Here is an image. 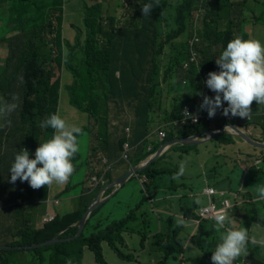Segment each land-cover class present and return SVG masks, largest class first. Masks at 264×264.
Returning a JSON list of instances; mask_svg holds the SVG:
<instances>
[{"label": "trees", "instance_id": "trees-1", "mask_svg": "<svg viewBox=\"0 0 264 264\" xmlns=\"http://www.w3.org/2000/svg\"><path fill=\"white\" fill-rule=\"evenodd\" d=\"M11 1L0 0V22H3L0 23V45H4L6 50V56L0 63V100H10L13 93H18L21 105L10 117L11 126L3 127L0 131V186L4 194L13 196L16 200L24 202L26 196L24 189L17 186L16 182H9L8 170L14 161V156L22 145L39 140V125L47 117L56 114L59 96L62 93L65 94V91H67L69 103L79 112L85 113L87 119L92 122V125L85 120L77 123V127H80L83 132V135L78 137L79 142L82 138L92 137L93 134L94 136L100 134L103 137L112 136L103 148L105 153L103 157L112 163L110 170L103 173L101 162L98 161V165L91 172L102 178L103 185L110 184L117 177L116 169L123 164L119 160V155L124 141L127 140L136 148L129 160L131 167L149 155L145 151L144 138L154 118H157L158 112L163 111L162 123H168L182 119L184 105L190 102L196 103L197 97L214 96L209 89L204 91L200 89L202 83L200 74L203 72H199V67L205 64L209 67V72H212L213 54H208V48L189 44L190 29L194 24L190 20L192 10H187L186 6L183 7L186 3L202 0H173L174 3H171L173 8L167 13L159 10L164 1L159 0V7L154 8L149 18L140 14L139 4L122 3L123 16L120 15L119 19L103 15L99 3L103 0H95L96 2L92 5L83 7L81 27L76 28L73 41L63 38L65 33L62 24L65 23L63 14L70 0H39L38 2L14 0L17 2L16 6L11 4ZM146 1L141 0L140 3ZM229 2L230 0H215L219 16L218 23H233L226 8ZM18 7L20 9H17ZM132 19H135V23L127 22ZM262 21L264 23V12ZM70 27L74 26L70 24ZM231 34L232 29L228 24L225 30L221 31L218 28L216 37L219 39L221 35H225L221 41L227 44L234 39ZM209 38L206 36V40ZM192 53L196 54L193 60ZM185 62L187 66L183 67ZM62 69L67 72L65 75H70L72 78L69 84L62 83V76H64ZM116 71L119 72V76L115 75ZM142 72H148V75L140 79ZM21 74L24 77L22 85L17 80ZM205 75L207 77V74ZM135 93L141 94L146 99L135 101L133 115L117 114L115 116L122 119L124 130L129 127L128 139L123 129L116 135L117 132L109 128L114 117H111L107 111L111 107L114 109L120 106L123 101H134L130 98H119ZM126 104L130 106V103ZM226 106L225 103L224 107ZM219 111L222 109L217 110ZM261 117L263 120L260 129H262L261 137L264 141V113ZM206 129L205 123L182 129H171L167 133L166 141L176 136L188 138L203 133ZM46 131H49L50 137V130L46 129ZM221 135L226 136L227 139H219ZM221 135L214 140L225 145L234 143L230 139V134ZM194 148L195 145L178 144L170 150L180 153L182 157L190 155ZM9 151H11V159L8 162ZM77 157L76 155L75 159ZM177 161L173 156L165 153L127 181L138 182V178H147L144 185L146 193L139 188L141 197L137 204L152 190L160 188L171 190L172 196L180 195V199L189 198L185 191L178 189L175 184L176 179H173L178 169ZM77 171L78 168L72 176H75ZM19 182L25 185L26 189V184L20 180ZM78 185L81 187L82 181H79ZM75 188L76 185L71 184L56 195L57 197L67 195ZM230 189L235 188L230 187ZM189 190L193 192V184H190ZM79 191L78 205L70 214L56 215L51 222L39 224L37 228L30 225L28 217H22L18 221L14 219L15 233L11 237L16 238L17 241L8 245H33L51 239L55 235L58 239L61 236L58 231L66 228L70 237L75 235L77 226L73 225L81 218L88 205L85 190ZM198 207L196 203L189 207L188 202L186 207H182V216H185L187 220L196 218L195 210ZM138 209L131 208L125 218L114 221L103 229H101L102 220L96 222L94 219L93 224L87 226V219L80 235L73 238L74 244L70 249L65 242H56L32 249L34 258L38 264L42 260H46L48 264H57L55 260L57 256L66 262L71 261V264H77L82 259L83 253L89 251L96 264H108L102 251V244H105L120 259L132 262L135 259L134 255L124 252L126 235H139L140 246L145 247L149 236L153 233V225L156 221L162 226L161 230L153 235L155 240L158 236L161 238L156 242L162 245V263L172 258L176 264L189 262L212 264L211 254L220 242V232L214 229V221H201L195 233L188 237L187 243L185 239L177 238L184 228L181 224H177L173 217L160 216L158 219L153 211H150L153 215L151 220L144 215L142 223L128 228L129 223L139 220L135 214ZM99 211V207L94 209L89 217ZM162 220L165 222L162 223ZM183 222L187 223L185 220ZM34 224L37 225L35 221ZM89 228L97 232L92 231L90 235L84 236L85 230ZM166 233H170V239L167 241L164 240ZM3 252L6 251L0 250V264H8V260L2 255ZM195 252L196 255L193 257ZM181 254L186 256L184 260L180 259ZM252 264H264L262 251L256 252Z\"/></svg>", "mask_w": 264, "mask_h": 264}, {"label": "rangeland", "instance_id": "rangeland-1", "mask_svg": "<svg viewBox=\"0 0 264 264\" xmlns=\"http://www.w3.org/2000/svg\"><path fill=\"white\" fill-rule=\"evenodd\" d=\"M31 1V0H29ZM32 1H36L38 2L39 0H32ZM126 1V0H103L100 1V7L102 10L103 15H109V16H113L116 18H121L120 15L123 16V9H122V3ZM95 0H70L68 5L66 6V11L64 12V18H65V23H62L63 29H64V34H63V38L66 40H70L73 41V36L75 34L76 28L77 27H81V23H82V17H83V7L84 6H90L93 3H95ZM13 5H17V2L12 0L10 2ZM171 3H174L173 0H164L161 4L160 7V11H166L169 12L173 6ZM186 6L187 10H192L191 15H190V20L192 23H194L190 29V40H189V44L190 45H197V47L201 46L203 48H208V54L212 55L213 54V58H212V65H213V70L212 72H218L219 68L215 63V60L218 58L219 54L222 52V50H224L227 46V44L223 43L221 40L224 39V37L221 35L219 37V39H217L216 34L218 31V28L222 31L225 30L227 25L229 24L231 29H232V35L234 38L236 37H240L242 39H256L259 40L261 42L262 45H264V23L262 21V16H263V12H264V0H230V2L226 5L227 10L230 13V19L233 23H218L219 21V16L217 14L216 11V7H215V0H202L201 2H190V3H186V5H184L183 7ZM17 9H20L19 7ZM133 15H134V10H133ZM128 23H135V19H132L131 21H128ZM3 23V22H0ZM70 24H72L74 27H70ZM206 36H209L210 38L208 40H206ZM209 42L211 43V47L209 48ZM6 56V50L4 48V45H0V63L3 60V58ZM63 70V74L64 76H62V83L63 84H69L72 81V78L70 75H65L67 72H65L64 69ZM209 67L207 66V64H205L203 67H199V72H203L200 74V77L202 79V83H201V87L200 89L202 91L208 89L205 86V80L207 79L205 74L209 73ZM65 86V85H64ZM67 91H65L66 94ZM65 94H61L59 96L58 99V105H57V114L66 121V123L69 126H77L78 122H81L83 120L88 121V123L90 125H92V122H90L87 119V116L85 113H81L79 112L75 107H73L68 100V95L66 96ZM157 94V93H156ZM213 95H215L212 92ZM196 100L198 101H202L201 97H197ZM114 109L118 112H123L127 109L126 105H120L118 107H114ZM251 115L248 119H243V121L245 123H247L246 125L250 124L252 125V122L256 123V127L257 129H259L260 131H262V129H260V124L262 123V117L261 114L264 113V105H257L255 102H253L252 106H251ZM217 114V112H216ZM222 114V111H221ZM111 117H114V120L112 122V124L109 126L110 129L115 130L116 132H121V129H123L124 131V127H123V121L121 118H116L115 117V113L112 111L111 113ZM223 120L225 122H227L228 124L230 123H237L239 120V117H233V119L231 120L232 122H229L227 120V117L222 116ZM87 119V120H86ZM1 123V121H0ZM239 124V122L237 123V125ZM224 126V125H223ZM220 129V128H219ZM219 129H216L214 131H218ZM248 130L250 128H247ZM3 130V127H0V131ZM50 132H52L53 134V130L49 129ZM5 134V133H3ZM39 141L37 142V145L33 148L31 146V144L28 145H22L20 147V149L18 151H20L21 149H26L29 151L30 156L34 155L36 148L39 146L40 143L45 142L46 140L50 139L49 137V131H46L44 128H41L39 125ZM32 138V137H31ZM90 138V145H89V139L88 138H82L81 142H80V150L79 152L76 154L78 157L74 160L73 164L74 167L78 168L80 171L77 172V174L74 176V179L71 181V184L76 185V188L74 190H72L71 192H69L67 195L64 196H58V200L56 202V199H54V203H58L57 206H55V210L59 213L62 214L64 210H67V213L72 212V208L76 205L77 203V198L80 195V186L78 185V180H80L82 177H86L89 173H91L92 171H94V166H88L89 163V153H90V149L91 147H95L98 144V139L96 137H94V134L92 137ZM219 139H227L226 136L221 135L220 137H218ZM232 141H235L236 137L231 136L230 138ZM244 141V140H243ZM238 142H241L238 141ZM245 142V141H244ZM247 143V142H245ZM233 144V143H232ZM238 146H243L238 144ZM245 147V146H243ZM200 151L201 154H205L207 152L212 151L213 154H215L216 158L219 160V162L224 160V156L223 154L221 155H216L217 152H220L221 148L219 146H215V144H211L209 147H204L201 145H195V148L191 151V154L196 153V151ZM105 154L101 149H97L95 151V153L93 154L91 152L92 156H95L97 154ZM241 153L242 154H246L245 151L243 149H241ZM260 153H263L264 155V151H261ZM9 158L7 159V161L9 162L11 159V151H9ZM193 160L195 161V163H198L199 158L197 156H193ZM237 162L239 164L240 160L238 158H236ZM239 164L234 163V162H229V167H233L234 165L239 166ZM247 163H243L241 164V167H243V171L244 168L246 167ZM240 168L234 170L233 174H230L229 181L230 184L233 186L232 188H235V183H239L241 181L242 178V174L243 172L240 171ZM10 169V168H9ZM191 172L193 173V177H194V190H193V195L192 198H186L189 200H196L201 198L203 189L205 188V184L203 183L201 177L199 175H196L195 173L198 171V169L196 168L195 165H192L190 168ZM85 171V173H84ZM8 177H11V173L8 170ZM83 178L81 180H83ZM234 179V181H233ZM180 181V179H178ZM244 180V178H243ZM249 178H247V176L245 177V182H248ZM262 178L259 177L257 178V182L261 181ZM134 180L127 182L121 189L118 190L117 195H115L114 197H112L108 202H105L101 205L100 207V212L97 214H94V216L89 217L88 218V224L87 226H91L93 224V221L95 219L96 222H99L102 220L101 222V229L109 226L112 222L117 221V220H121L123 218H125L126 214H127V210L126 208L123 206L122 203H117L115 204V200L118 198H122V199H126L129 200L128 201V209H138L136 211V215L137 217H139V220L134 222V223H129L128 224V228H133L135 225L140 224L143 222L144 219V215H146L145 217L148 220H151L153 218L152 213H150V211H153V209L155 208L154 205L152 204V201H156L155 197L159 194V190H152L149 194H147L143 200H141L138 204L137 201L138 199L141 197V191L139 188H141L143 191V187L142 185H140L138 182L134 183ZM184 182V180H183ZM251 182H253V179L251 180ZM26 184V189H25V185H23L22 183L19 182V179L16 181L17 186H19L20 188L24 189V195L26 197H29L30 200L36 203V199L38 198V196L40 195L42 188L38 189V192H36V190H33L29 184L25 181L24 182ZM190 184V183H189ZM53 185V184H52ZM67 186V185H66ZM44 191H46V195L49 192V186H47V189ZM99 191V189L96 191V193L94 194V196L97 194V192ZM60 191H58L57 193H59ZM145 192V191H144ZM146 193V192H145ZM0 194L3 196L2 200L0 202V206L3 207V209H0V214H4V215H8L12 218H16L15 221H18L20 219H22V217H24V212L23 209L27 208V202L24 200H16L13 196H8L7 194H4V191L2 189V187L0 186ZM147 201L146 200H149ZM204 200V199H202ZM53 202V201H52ZM146 202V203H145ZM145 203V204H144ZM143 204V205H142ZM206 204V202H201V205ZM49 203H47V208H48ZM44 207L45 204H42L38 210H40L41 212L44 211ZM51 207H53V205H51ZM263 207H261L262 210ZM92 214V215H93ZM252 216H257L259 219H261V213L257 212L255 213H251ZM183 221V219H182ZM165 221L162 220V223H164ZM253 224V226H255L256 230H260L261 228H263L264 230V225L262 223H259V225L257 226L255 223H252L251 220L249 218H245V220L243 221L244 225L247 224ZM184 225V223H183ZM185 229H189L190 226L187 225L185 226ZM261 227V228H260ZM193 227L190 228L188 230V232L186 233H180L177 235L178 239H185V241L188 243L187 239L188 237L191 235V231H192ZM64 230V229H63ZM62 231V230H61ZM58 231V232H61ZM86 233H84V236L90 235L91 232L93 231V233H96V230H92L91 228H89V230H85ZM57 232V233H58ZM264 234V231H263ZM64 235V236H63ZM75 237V235H73L72 237H70V233L68 231L66 232H62L60 238L57 239V243H61V242H65L66 246L70 249L74 242H73V238ZM135 242L134 245L131 246L128 250L125 248L124 252L126 254H129L131 252H137L141 254V247H140V236L135 234ZM150 238V236H149ZM148 238V239H149ZM160 236H158L156 238L157 241H160ZM168 239H170V233H166L164 240L167 241ZM9 248H14V245L12 246H8ZM3 257L5 259L8 260V264H38V261L34 258V254L31 250H17L15 252H11V251H6L2 253ZM89 255H91L89 253ZM196 255V252L193 253V257ZM155 257L158 261L159 264H166V263H162V254L160 252H157L155 254ZM83 258V257H82ZM186 258V256H184V259ZM104 259L106 260V262L108 264H128L126 261L120 259L116 254H114L110 248L108 246H106L105 248V253H104ZM56 263L57 264H68V262H66V260L64 259H59V257L57 256L55 258ZM40 264H48V262L46 260H42L39 261ZM77 264H92L90 262H88L86 259H81ZM167 264H176V262L172 259L169 258ZM188 264H193L192 262H189Z\"/></svg>", "mask_w": 264, "mask_h": 264}, {"label": "clouds", "instance_id": "clouds-1", "mask_svg": "<svg viewBox=\"0 0 264 264\" xmlns=\"http://www.w3.org/2000/svg\"><path fill=\"white\" fill-rule=\"evenodd\" d=\"M140 1L134 3L140 5V8L138 6V11L144 17L149 18L152 9L159 7V0H149V2L142 4ZM215 63L218 66L219 71L209 72L207 74V79L205 80V86L215 95L213 97L204 95L202 103L200 104V109L207 112L209 119L215 117L218 109H222V115L225 117L231 116L248 119L252 112L251 106L253 102L257 105H264V45L256 39L245 40L240 37H236L227 43L226 48L219 54ZM17 80L18 83L22 85L24 83L23 75H19ZM225 103L227 105L226 107H224ZM20 105L21 98L18 93H13L10 100H0V121H2V123H0V127L11 126L10 117L17 111ZM160 112L163 114V111ZM117 113H119L120 116H129L125 113V111H117ZM131 115H133V113ZM184 115L187 119H196L195 114H190L187 110L184 111ZM226 124L228 123L226 122ZM40 127L45 130L52 129L53 134L51 132L50 139L39 144L33 155L34 158H30L29 151L26 149H21L17 152L9 169V172L11 173L10 183H15L19 179L21 182L26 181L33 190H37L45 186H51L54 183L61 185L65 184L74 173L75 167L72 160L75 154H77L80 150L78 137L83 135L82 129L77 126H69L58 114H52L47 117L41 122ZM126 128L129 129V127ZM171 129L172 128H170L167 133L170 132ZM160 130H164V126H162ZM160 130L158 131V134ZM158 139L162 143L161 146L166 142V138L165 140H161L159 135ZM37 142H32L31 146L34 148L37 145ZM145 143V151L149 153V155L144 159H147L153 156L159 148L154 147L149 142ZM135 150L136 148L134 147L131 156ZM144 159L140 160L137 165L143 163L142 161ZM98 160L99 159H97V162ZM121 165H126V172L134 167H131L129 163L125 164L124 162ZM184 172L185 163L181 162L179 171L173 176V179L178 180ZM136 174L133 176H136ZM86 178L87 176L83 178L81 187V189H84L85 192ZM193 183L194 182H192V184ZM142 187L144 190L146 189L145 186ZM253 188L256 199L262 200L264 203V183L255 184ZM116 190L118 191L119 189L107 188L103 190L101 194L104 193V196H107L109 192ZM96 191L97 190L93 192L95 193ZM91 193L86 194L90 195ZM99 199L100 197L97 201H99ZM120 202L126 209L128 208L127 204L122 201ZM197 203H199V201H197ZM101 205L98 207H101ZM200 206L203 205L200 204L199 207ZM198 208H196V210ZM129 210L130 209H128V211ZM73 211L74 210L72 209V212ZM234 220L235 219L232 217V213L228 214L227 212L221 211L215 215L213 227L217 232H220V242L215 246V249L211 254L212 264H251L245 257L249 253L248 246L253 244L264 247V238L256 239L255 237H251L249 230L245 229L240 221L239 227L234 228ZM261 221L264 222V219ZM185 224L190 223L187 221ZM189 226L193 227L191 231V234L193 235L196 231L195 227L191 224ZM242 255L244 257H241ZM239 257H241L242 260H238ZM180 259L184 260L183 254L180 255ZM68 264H71V261H68ZM206 264L211 263L206 262Z\"/></svg>", "mask_w": 264, "mask_h": 264}, {"label": "crops", "instance_id": "crops-1", "mask_svg": "<svg viewBox=\"0 0 264 264\" xmlns=\"http://www.w3.org/2000/svg\"><path fill=\"white\" fill-rule=\"evenodd\" d=\"M137 1H140V0H126L123 3L128 5V4H133L134 2H137ZM147 2H149V0H147L145 3H147ZM153 12H154V8L152 9L150 15ZM125 18L126 17H124V19ZM222 36L225 37V35H222ZM231 36H233V35L231 34ZM147 73L148 72H142L140 79L147 77V75H148ZM115 75L119 76V72L116 71ZM140 79H138V80H140ZM122 98H130V99L134 100V101H129V100L123 101L121 103V104L127 106L125 113L129 116L133 113V109L136 105L135 101H137L138 99H146L144 96H142L139 93L129 94L127 96L120 97L119 99H122ZM126 103H130V106ZM112 111L115 113V116H117V114L119 115V113H117V111L115 109H113V107H111V109H109L107 112H109L111 115ZM140 112H142V111H140ZM219 112H221V111H219ZM56 114H57V111H56ZM161 116H162V113L159 112L158 117L154 118V122L152 123L148 133L146 134V136L144 138V142H149L156 148H160L161 144H162L161 141L158 139V131L161 129L162 126L165 125V123H162L163 120H162ZM238 122H239L238 125L241 128H243L247 133H250L252 138L259 140V141H262L261 131L259 129H257V127L255 126L256 125L255 122H252V125H250V124L246 125L247 123H245L243 121V119H241V118H239ZM205 125L207 127L206 131H204L203 133L197 134V135H202L207 131H214V130L219 129V128L221 129L223 127V125H225V121L223 120V118H219V119H215V121H213L211 123H205ZM247 128H250V129L248 130ZM118 134H119V132L116 133V135H118ZM231 136H233V135H231ZM94 137H96L98 139V144L95 147H91V149H90L89 163H88L89 167L90 166L95 167L96 165H98L97 159H100L101 156L104 155V154L99 153L95 156H92L91 152L94 154L97 149H101L103 151V148H104L106 141H108L112 138V136L103 137L100 134H97ZM233 137H236V136H233ZM178 138H185V137H177L176 136L172 139H178ZM88 139H89V145H90V138H88ZM166 139H167V135H166ZM172 139H169V140H172ZM169 140H167V141H169ZM240 140H241V142H238ZM80 142H79V144H80ZM262 142H264V141H262ZM211 144L212 145L215 144L216 147L219 146L221 148L220 152H217L216 155L223 154V156H224L223 161L219 162V160L216 158L215 154L212 153V151L207 152L205 154H201L200 151L197 150L196 153H193L190 155H185L182 157H180V153H175L172 150H170V148L165 152L167 155L173 156L176 161L178 160L177 161L178 162V166H177L178 169L176 172L179 171L180 163L181 162L185 163V172L183 174L184 177L183 178L179 177L180 181L177 179L175 180L176 181L175 184L178 187V189L185 191L187 193L188 197L192 198L193 193L189 190V186H190V184H192V182L194 180L193 173L190 170L192 165L196 166L198 171L195 174L199 175L201 177L203 183L206 186L203 189L201 198L196 199L194 201L186 199V198L180 199L179 198V197H181L180 195L177 197L172 196L171 190H168L165 188L158 189L159 194L155 197L156 201H152V204L155 207L153 209L154 216L157 217L158 219L160 216L162 218L173 217L175 219V222L177 224H181L183 227H184V225L185 226L190 225V224H185L183 222L185 220V216H182V214H183L182 213V207H186L188 202H189V207L192 206L194 203H196L197 207H198L201 204V202H206L205 190L207 188H214V190L216 192L215 195L218 198V202L219 203L228 202L231 205V207H228L227 210L232 209V217H234V219H235L233 222V227L238 228L239 227V221H240L242 223V226L245 229L249 230L251 237H255L256 239L264 238L263 228L260 227L261 228L260 230H256V228H255V226H253V224L252 225L249 223L247 225L243 224V221L245 220V218H249L251 220V222L255 223L257 226L259 225V223H262L264 225V222L261 221L264 219V203L262 202V200L256 199L254 188H253V186L255 184L264 183V155H263V153H260L261 151H264V149H259L253 145L245 143L243 141V139H241L239 137H236L234 143L229 144V145L218 143L215 140L209 141V142L204 143V144H199V145L204 146V147H209ZM238 144L243 145L245 147L238 146ZM175 145H178V144H175ZM190 146H192V145H190ZM241 149H243L246 154H242ZM177 150H180V149H177ZM193 156H197L199 158L198 163H195V161L193 160ZM75 157H76V154L73 157L72 163L74 162ZM236 158H238L240 160L241 164L247 163L246 167L244 168V171H243V167L240 168L241 164H239L237 162ZM229 162L237 163V164H239V166L234 165L233 167H229ZM237 168L238 169L240 168V171L243 172L242 178L238 184L235 183V189H230V187H233L229 181V178H231L230 174H233L234 170H236ZM75 171H76V167H75ZM79 171L80 170L78 169L77 172H79ZM125 172H126V165H120L116 169L117 177H120ZM84 173H85V171H84ZM246 176H247V178H249L251 180L253 179V182H251V180H249L248 182H245ZM73 177L74 176L71 177V180ZM227 177H229V178H227ZM259 177H261L262 180L257 182V178H259ZM243 178H244V180H243ZM71 180L70 181L68 180L67 183L62 184V185L54 183L53 185L49 186V192L47 193V195H46V191H44V189L45 190L47 189V186L43 187L40 195L36 199L37 204L33 203L30 200V198L28 199L27 197H25V199L28 200L29 202H28V206H27L28 209L27 210L23 209L24 217L29 218L30 225L32 227H34V228L39 227V224H41V219L45 218L47 216H54L55 217L56 215L62 216V215L68 214L67 210H64L62 214H59L55 210V206H57L58 203H54V199H56V202H57L58 197H57L56 193L58 191L62 192L69 185H71ZM80 180H78L77 182H79ZM183 180H184V182H183ZM233 181H234V179H233ZM133 182L136 183L135 181H133ZM36 192H38V189L36 190ZM117 192H118L117 190L109 192V194H108L109 196L107 195L108 197L104 196V193L101 194L99 202H102V204L105 202H108L112 197H114L115 194H117ZM95 193L92 192L90 195H87L88 205H89L90 201H92L94 199ZM55 196H56V198H55ZM2 197L3 196L0 194V202L2 200ZM103 198H105V199H103ZM202 199H204V200H202ZM120 201L127 204V207H128V201L129 200L122 199L120 197V198L115 200V204H117ZM197 201H199V203H197ZM47 203H49L48 208H47ZM42 204H45L43 212L38 210V208ZM51 205H53V207H51ZM77 205H78V202L76 203V205L72 209H76ZM261 207H263L262 210H261ZM0 209H3V207L0 206ZM126 210L128 211V208ZM252 212L255 214L257 212H260L262 215L261 220L257 216H252L251 215ZM14 219H16V218H12L8 215L0 214V244L8 245L12 242L17 241L16 238L11 237V235L13 233H15ZM182 219H183V221H182ZM34 221L36 222L37 225L34 224ZM183 223H184V225H183ZM161 227L162 226H161L160 222L154 221L153 233L151 234L150 238L147 240L145 247L140 246L141 247V254L137 253V252H131L130 254H133L135 259L132 262L126 261L128 264H159L156 257H155V254L157 252H160L162 254V259H163V253L161 251L162 245H159L156 242L153 235H155L157 232H159L161 230ZM190 228H192V227L190 226ZM189 229H185V227H184L182 230V233L184 234V233L188 232ZM125 241H126V249L128 250L131 246L134 245L135 237L128 234L125 237ZM105 248H106V245L102 244L103 255L105 253ZM258 251H262L263 257H264V247L259 246V245H253V244H250L248 246V252L249 253L245 257L247 258V260L251 264H252V259L255 257V254ZM89 253H90L89 251L84 252L82 259H86L88 262H90L92 264H96L93 260L92 254L90 253L91 255H89ZM241 257H244V256L242 255ZM241 257H239L238 260H242ZM167 262H166V264H167Z\"/></svg>", "mask_w": 264, "mask_h": 264}, {"label": "built area", "instance_id": "built-area-1", "mask_svg": "<svg viewBox=\"0 0 264 264\" xmlns=\"http://www.w3.org/2000/svg\"><path fill=\"white\" fill-rule=\"evenodd\" d=\"M191 56H192L191 59L193 60V59H195L196 54L192 53ZM185 66H187L186 62L183 64V67H185ZM201 103H202V101L197 100L196 103L190 102V103L184 105V108L182 110L183 118L165 123L164 130H160V132L158 134L160 136V139L165 140L167 131H169L170 128L182 129V128H185L187 126L189 127V126L199 125L201 123H211V122L215 121V119L222 118L223 115L221 114V112H217L215 117L209 119L207 116V112L200 109ZM185 110H187V112L190 114H195L196 119L195 120L187 119V117L184 115ZM232 119H233V117H231V116L227 117L228 121H231ZM225 124H226V122H225ZM124 131L126 133V137L129 138V129L125 128ZM133 150H134V147H132L127 140L124 141L122 143V146H121V152L119 155V160H122L125 164H128L131 153ZM98 161L101 162V169L103 170V173H106L107 171L110 170L112 163L108 162L105 157L102 156ZM146 180H147L146 177H141V179L138 178V183H140V185L144 186ZM103 186H105V185H103V181H102L101 177H97L96 175L91 174V173H89L87 175L86 184H85L86 193H91L95 190L101 189ZM215 194H216V192H215L214 188H207L205 190V195L207 197V203L203 206H200L196 210V218L191 219V220L185 219L192 226L195 227V230L200 225L201 221H205V220L214 221V217L218 212L224 211V212H227L228 214L232 213V209L227 210V208L231 207V205L228 202L219 203L218 198ZM53 219H54V216H47L45 218H42L41 224L51 222Z\"/></svg>", "mask_w": 264, "mask_h": 264}, {"label": "water", "instance_id": "water-1", "mask_svg": "<svg viewBox=\"0 0 264 264\" xmlns=\"http://www.w3.org/2000/svg\"><path fill=\"white\" fill-rule=\"evenodd\" d=\"M230 128V129H227ZM221 134H230L236 137H239L243 139L245 142H247L250 145L255 146L259 149H264V142L258 141L251 137L250 133H247L243 128H241L236 123H230L225 124L220 130L218 131H207L202 135H195L188 138H178V139H172L167 142H165L158 151L151 157L144 159L139 165L134 166L133 168L129 169L126 173H124L122 176L117 177L114 181H112L109 185H106L102 187L98 194L95 196V198L90 201L89 205L87 206V209L82 214L81 218L74 224V226H77V231L74 238H77L82 228L85 225V222L87 218L89 217L90 213L99 205L102 204V202L97 201L100 197L103 190L107 188H115V189H121L124 183L133 175H135L137 172L145 169L146 167H149L153 162H155L159 157H161L169 148H171L175 144H181L183 146H190V145H199L204 144L209 141H212L213 139L217 138ZM68 228L62 230L61 232H65ZM61 232L59 234H61ZM57 235L53 236L51 239H48L43 242H39L33 245H26V246H14V248H9L8 245L0 244V250L4 251H10V250H31L38 247H44L49 244H53L57 242L56 239Z\"/></svg>", "mask_w": 264, "mask_h": 264}]
</instances>
